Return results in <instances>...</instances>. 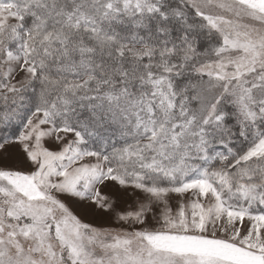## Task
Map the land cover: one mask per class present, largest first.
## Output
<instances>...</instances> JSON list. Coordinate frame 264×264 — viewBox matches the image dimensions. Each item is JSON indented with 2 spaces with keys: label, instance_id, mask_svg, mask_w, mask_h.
<instances>
[{
  "label": "snow or ice",
  "instance_id": "6c2138e0",
  "mask_svg": "<svg viewBox=\"0 0 264 264\" xmlns=\"http://www.w3.org/2000/svg\"><path fill=\"white\" fill-rule=\"evenodd\" d=\"M0 264H264V0H0Z\"/></svg>",
  "mask_w": 264,
  "mask_h": 264
}]
</instances>
